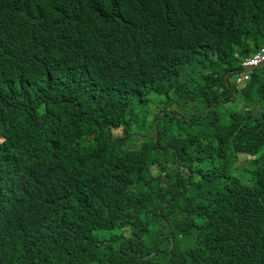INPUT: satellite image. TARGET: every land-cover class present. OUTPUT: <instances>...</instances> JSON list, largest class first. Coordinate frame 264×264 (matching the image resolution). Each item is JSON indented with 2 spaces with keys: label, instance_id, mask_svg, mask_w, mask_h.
Masks as SVG:
<instances>
[{
  "label": "trees",
  "instance_id": "obj_1",
  "mask_svg": "<svg viewBox=\"0 0 264 264\" xmlns=\"http://www.w3.org/2000/svg\"><path fill=\"white\" fill-rule=\"evenodd\" d=\"M263 47L264 0H0V264H264Z\"/></svg>",
  "mask_w": 264,
  "mask_h": 264
},
{
  "label": "rangeland",
  "instance_id": "obj_2",
  "mask_svg": "<svg viewBox=\"0 0 264 264\" xmlns=\"http://www.w3.org/2000/svg\"><path fill=\"white\" fill-rule=\"evenodd\" d=\"M240 75L236 74L234 76L231 77V83L232 85L236 86L235 84V80L238 79ZM244 104V102L240 99L238 101H236L235 103H230L229 105H227V108L229 110H236V109H241V105ZM152 111L155 110L154 106H151ZM226 111V110H224ZM154 112V111H153ZM135 135H140V136H144L142 134H135ZM254 157L252 156H247V155H240V161L237 163V167H245L247 165V163H249L251 161V159H253ZM244 176V174H241ZM246 176L243 177V180H245Z\"/></svg>",
  "mask_w": 264,
  "mask_h": 264
},
{
  "label": "clouds",
  "instance_id": "obj_3",
  "mask_svg": "<svg viewBox=\"0 0 264 264\" xmlns=\"http://www.w3.org/2000/svg\"><path fill=\"white\" fill-rule=\"evenodd\" d=\"M262 50H264V47L261 48L260 51H259L258 53H256L255 55H253L252 57H249V59H246V61H247V60H251V59H252V60L255 59V56H256L257 54H259ZM246 61H244V63H245ZM244 63H243V64H244ZM243 64H241V67L244 68ZM263 64H264V63H262L261 65H259V66H257V67L244 68V69H245V70H244V74H243V75H240V76L238 77V79L235 80L236 87H237L238 89H242V88L245 87L246 83L250 81V78H251L250 75H251L252 73H246V72H245L246 70H249V69H252V68H258V67L262 66ZM259 70H260V69H259ZM257 71H258V70H257ZM253 73H254V72H253ZM234 75H236V74L229 75V77H230V76H234ZM227 76H228V75H227ZM227 76H226V77H227ZM245 78H249V79L243 81L242 84H239V83H238L239 80H243V79H245ZM228 79H229V78H228ZM226 82L228 83V81H226ZM234 95H236V93H234Z\"/></svg>",
  "mask_w": 264,
  "mask_h": 264
},
{
  "label": "built area",
  "instance_id": "obj_4",
  "mask_svg": "<svg viewBox=\"0 0 264 264\" xmlns=\"http://www.w3.org/2000/svg\"><path fill=\"white\" fill-rule=\"evenodd\" d=\"M262 63H264V50H262L259 54H257L255 56V59L247 60L243 64V66H244V68L257 67V66L261 65ZM247 79H249V78H245L243 80H239L238 83L242 84L243 81H245Z\"/></svg>",
  "mask_w": 264,
  "mask_h": 264
},
{
  "label": "water",
  "instance_id": "obj_5",
  "mask_svg": "<svg viewBox=\"0 0 264 264\" xmlns=\"http://www.w3.org/2000/svg\"><path fill=\"white\" fill-rule=\"evenodd\" d=\"M262 68H264V64L262 66L258 67V68H252V69L246 70L245 72L246 73H253V72H255V71L259 70V69H262ZM228 78H229V75L225 78V80L228 81ZM227 86H229V83H227ZM156 131H157V129H155L154 134L156 133ZM154 134L150 135L149 137H142V136H139V137L140 138H150V137L154 136Z\"/></svg>",
  "mask_w": 264,
  "mask_h": 264
}]
</instances>
